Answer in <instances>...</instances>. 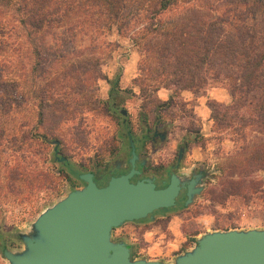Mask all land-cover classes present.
Wrapping results in <instances>:
<instances>
[{
  "label": "trees",
  "instance_id": "1",
  "mask_svg": "<svg viewBox=\"0 0 264 264\" xmlns=\"http://www.w3.org/2000/svg\"><path fill=\"white\" fill-rule=\"evenodd\" d=\"M178 6L177 13L161 17ZM135 23L139 26L133 30ZM84 27L99 34L127 33L140 56L134 82L142 92L147 86L169 91L162 101L152 96L151 109L146 101L140 105L145 117L152 111V120L171 116L182 90L197 92L219 82L228 91L230 107L221 111L208 103L218 128L236 120L264 131V0H0V137L14 140V125L6 127L4 121L30 98L32 109L17 118V128L31 122L24 133L38 142L35 153L46 158L40 147L51 140L60 143L59 124L75 118L80 107L96 104L87 85L105 78L101 67L109 50L100 53L89 46L50 56L44 47L47 38L61 35L59 42L65 38L70 43ZM108 82L116 85L117 75ZM28 83L33 86L26 87ZM62 94L69 100V95L80 97L68 102ZM244 108L249 112L243 113ZM48 156L49 162L63 157L58 147ZM262 165L264 148L258 147L243 165L228 164L226 176ZM35 173L40 181L54 183L50 172ZM223 187L222 197L229 193Z\"/></svg>",
  "mask_w": 264,
  "mask_h": 264
},
{
  "label": "rangeland",
  "instance_id": "2",
  "mask_svg": "<svg viewBox=\"0 0 264 264\" xmlns=\"http://www.w3.org/2000/svg\"><path fill=\"white\" fill-rule=\"evenodd\" d=\"M180 6L165 12L162 18L177 13ZM139 23L131 29L135 30ZM62 38V35L59 37ZM58 38V39H59ZM47 38L44 42L46 53L53 56L54 51L84 49L95 46L96 51L106 53L109 57L101 67L105 78L87 85L96 104L80 107L75 118L65 119L59 124V152L67 157V163L58 160L48 161L49 150L53 148L48 141L42 154H36L38 142L30 133H24L26 126L17 128V118L28 116L32 109L29 98L26 103L13 111V118L7 117L4 126L14 125V140L6 136L0 137V232H22L36 215L58 198L65 195L74 185L71 176L77 162L98 154L109 159V151L117 148L120 133L129 130L133 135L144 132L145 126H152V112L145 117L141 104L147 102L150 109L152 96L157 100H165L169 93L164 88L152 91L148 86L142 92L134 78L138 76L137 62L140 58L128 34L117 35L115 32L95 33L90 28L82 29L72 42H60ZM109 42L110 46L106 45ZM55 70H50L53 73ZM117 75L118 83L112 85L111 80ZM27 84L26 87H32ZM69 87V85H64ZM92 88V89H91ZM68 102L79 99L80 94H62ZM111 97L118 102L119 108L127 112L126 124L122 117L113 113L107 106ZM216 104L221 111L229 109L230 98L223 83H208L197 92L182 90L171 116L158 118V130L165 132L162 141H145L147 168L156 171L161 164L170 162L175 157L179 144L184 147V166L189 164L204 165L209 169V179L205 191L192 204L179 209L176 215L161 211L152 214V218H142L138 222H126L116 227L115 233L133 246V257L168 261L174 254L187 249L194 238L208 230L264 228V165L262 168L247 167L248 171L240 175L226 176L227 165L235 163L243 165L244 160L255 148H264V131H257L245 122L231 121L229 126L218 128L210 118L208 103ZM106 105L105 108L103 105ZM147 107V109L149 108ZM250 109H241L248 113ZM20 136H23L22 138ZM39 148V147H37ZM50 172L54 183L40 181L35 171ZM64 175H59L60 171ZM11 176V177H10ZM75 177L74 175H72ZM228 180V181H227ZM229 180H232L230 183ZM229 193L222 191L223 186ZM78 188V187H76ZM161 209V208H159ZM20 248L15 240L9 249ZM0 264H6L0 256Z\"/></svg>",
  "mask_w": 264,
  "mask_h": 264
},
{
  "label": "water",
  "instance_id": "3",
  "mask_svg": "<svg viewBox=\"0 0 264 264\" xmlns=\"http://www.w3.org/2000/svg\"><path fill=\"white\" fill-rule=\"evenodd\" d=\"M119 112L125 115L124 109ZM130 154L129 172L111 177L104 186L97 187L89 173L78 175L84 185L45 206L18 232L20 248L2 251L6 264H264V228L199 233L190 247L168 261L130 258L124 243L111 240L112 228L169 207L178 188L174 175L162 188L151 178L129 182L137 172L132 145ZM186 197L185 205L191 199L189 190Z\"/></svg>",
  "mask_w": 264,
  "mask_h": 264
},
{
  "label": "flooded vegetation",
  "instance_id": "4",
  "mask_svg": "<svg viewBox=\"0 0 264 264\" xmlns=\"http://www.w3.org/2000/svg\"><path fill=\"white\" fill-rule=\"evenodd\" d=\"M111 107H113L112 112L119 114L122 119V124H126L125 118L127 112L125 110V115L120 114L118 102L115 100L110 101ZM158 118L153 122V125L150 126L148 131L140 132L138 135H133L129 130L120 133L118 138L117 148H111L109 151L110 158L103 159L98 154H95L87 159H82L77 162L74 166V169H71L72 172L68 174L65 172L66 177L69 175L73 179L74 185L72 189L76 187H81L84 185V182L78 178V175L83 173H89L93 183L97 187H101L107 184L108 180L114 176L125 175L130 170L129 159L131 158V145L133 153L135 154L133 168L137 171L132 173L128 178L129 182H135L140 179L151 178L156 188H162L166 186L169 182L170 176L174 175L177 178V192L173 197L172 205L166 208L156 209L152 211L147 218H152V214L161 211V213L170 212L173 215H176L179 209L186 207L185 201L187 199L186 193L188 190L191 193V199L188 204H192L195 199L200 196L206 189V181L209 179V169L200 164H189L188 167L184 166V147L179 144L175 152V157L166 164H161L156 171H150L147 168V157L145 156V141L147 139L150 142H154V138H157V141H162L165 138V132L158 130ZM161 135V136H160ZM56 145H53V151L56 152ZM55 147V149H54ZM56 157V156H55ZM58 157V156H57ZM62 164L67 163V157L63 156ZM74 175L75 177H73ZM71 189V190H72ZM187 204V205H188ZM167 211V212H165ZM138 220L125 221L126 222H138ZM116 227L111 230V240L114 242L121 241L129 249L130 258L133 257V246L122 238L120 233H115ZM19 241L16 232L6 231L0 232V256H2V251L4 249H9L13 242ZM20 243V241H19Z\"/></svg>",
  "mask_w": 264,
  "mask_h": 264
},
{
  "label": "crops",
  "instance_id": "5",
  "mask_svg": "<svg viewBox=\"0 0 264 264\" xmlns=\"http://www.w3.org/2000/svg\"><path fill=\"white\" fill-rule=\"evenodd\" d=\"M229 95V94H228ZM230 98V97H229Z\"/></svg>",
  "mask_w": 264,
  "mask_h": 264
}]
</instances>
